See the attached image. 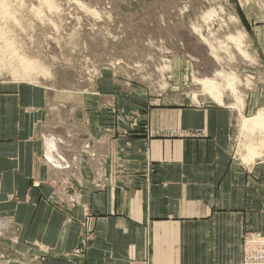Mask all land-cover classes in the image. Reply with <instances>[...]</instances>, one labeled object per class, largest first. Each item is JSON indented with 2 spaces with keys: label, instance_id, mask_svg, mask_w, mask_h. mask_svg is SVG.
Listing matches in <instances>:
<instances>
[{
  "label": "crops",
  "instance_id": "1",
  "mask_svg": "<svg viewBox=\"0 0 264 264\" xmlns=\"http://www.w3.org/2000/svg\"><path fill=\"white\" fill-rule=\"evenodd\" d=\"M86 97L85 150L48 132L46 87L0 81V264H241L264 235V111Z\"/></svg>",
  "mask_w": 264,
  "mask_h": 264
},
{
  "label": "rangeland",
  "instance_id": "2",
  "mask_svg": "<svg viewBox=\"0 0 264 264\" xmlns=\"http://www.w3.org/2000/svg\"><path fill=\"white\" fill-rule=\"evenodd\" d=\"M5 5L0 81L46 87L48 132L65 128L74 147L83 144L86 150L91 144L84 142L83 115L90 112L85 100L93 91L113 98L114 112L124 118L150 104L203 107L216 102L200 79L220 69L235 80L228 73L207 77L222 91L225 106L264 111V0H6ZM24 64L31 65L28 71ZM229 78L238 93L226 84Z\"/></svg>",
  "mask_w": 264,
  "mask_h": 264
},
{
  "label": "bare ground",
  "instance_id": "3",
  "mask_svg": "<svg viewBox=\"0 0 264 264\" xmlns=\"http://www.w3.org/2000/svg\"><path fill=\"white\" fill-rule=\"evenodd\" d=\"M40 1H42V2H47V3H49L50 2V0H40ZM5 3H6V0H0V12L2 13V11H1V9L3 8V7H5L6 5H5ZM2 6V7H1ZM9 6V5H8ZM53 7V6H52ZM10 8H8V10H9ZM4 10V9H3ZM10 11V10H9ZM8 11V12H9ZM6 14V13H5ZM5 14H3V15H5ZM2 15V14H1ZM9 21V20H8ZM183 34H186V33H183ZM2 36V35H1ZM183 36V35H182ZM189 36V35H188ZM187 35H186V37H188ZM185 37V38H186ZM185 40V39H184ZM187 40V39H186ZM193 40H194V38H193ZM191 41H192V39H191ZM195 42V41H194ZM7 44V43H6ZM196 44V43H195ZM195 46V45H194ZM208 46L209 45H206V47L208 48ZM184 47V46H183ZM201 47V46H200ZM210 47V52H214V49H213V46L211 47V46H209ZM188 48V47H187ZM187 48H186V50H187ZM203 49H206V48H203ZM182 50H183V48H182ZM188 51H189V49H188ZM190 51H192V50H190ZM200 51H201V49H200ZM208 51H209V49H208ZM194 52H195V50H194ZM181 53H182V51H181ZM186 54H188L189 55V53H191V54H193V52H185ZM189 55V56H193V55ZM199 54H201V53H199ZM198 54V55H199ZM246 54V53H245ZM245 54H244V56H245ZM196 55H197V53H196ZM197 55V56H198ZM203 55V54H202ZM205 55V54H204ZM200 57V56H199ZM170 58V57H169ZM189 58V57H188ZM194 59H192V60H197L196 58H195V56L193 57ZM200 58H202V57H200ZM199 58V59H200ZM201 60V59H200ZM204 60V59H203ZM194 61V62H195ZM23 69H25L26 71H28V69L31 67V65H29V64H24L23 65ZM160 67V66H159ZM19 70V69H18ZM23 71V70H22ZM17 72V71H16ZM28 73V72H27ZM226 73H228V75H230V76H232V78L234 79L235 77H233V75L231 74V72H227V71H224V72H222L220 69H218V70H216V71H214V69L212 70H210V71H208V74H207V76L208 75H212V76H218V77H220V75H225ZM207 76H205V77H203V78H201L200 80H201V82L204 84V90H206V92L209 94V96L216 102V103H220V104H222L223 103V93H222V91H219V89L217 88V86L216 85H214L215 84V82L214 81H212L210 78H208ZM236 78H238L237 76H236ZM233 79H231V80H233ZM199 80V81H200ZM235 80V79H234ZM194 81V80H193ZM249 81H250V79H249ZM251 82V81H250ZM226 84H228V87L229 88H231V91L234 93V94H236V93H238V91L236 90V88H235V83L234 82H230V78H229V81H227V83ZM237 96V95H236ZM239 96V95H238ZM236 100H238V98L236 97ZM239 100H241V98L239 99ZM238 100V101H239ZM241 107H243V104L241 103V105H240V108Z\"/></svg>",
  "mask_w": 264,
  "mask_h": 264
},
{
  "label": "built area",
  "instance_id": "4",
  "mask_svg": "<svg viewBox=\"0 0 264 264\" xmlns=\"http://www.w3.org/2000/svg\"><path fill=\"white\" fill-rule=\"evenodd\" d=\"M241 264H264V235L258 232L243 234Z\"/></svg>",
  "mask_w": 264,
  "mask_h": 264
}]
</instances>
